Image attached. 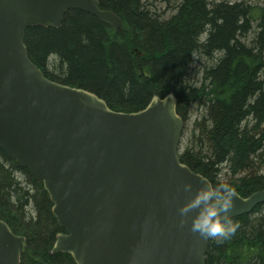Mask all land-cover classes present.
Wrapping results in <instances>:
<instances>
[{"label":"trees","instance_id":"trees-1","mask_svg":"<svg viewBox=\"0 0 264 264\" xmlns=\"http://www.w3.org/2000/svg\"><path fill=\"white\" fill-rule=\"evenodd\" d=\"M98 2L119 17L120 30L70 10L58 29H27L32 62L51 81L90 91L116 112L142 111L172 93L185 123L198 106L202 116L181 162L243 198L264 190V4ZM52 209L43 184L0 149V219L26 239L21 264H75L69 254H52L66 233ZM233 221L234 235L211 238L206 264H264V204Z\"/></svg>","mask_w":264,"mask_h":264},{"label":"water","instance_id":"water-1","mask_svg":"<svg viewBox=\"0 0 264 264\" xmlns=\"http://www.w3.org/2000/svg\"><path fill=\"white\" fill-rule=\"evenodd\" d=\"M70 10L122 28L98 0H0V149L50 196L66 232L52 254H69L75 264H206L211 238L191 231L195 213L181 224L179 208L210 181L180 160L176 97L116 112L90 91L51 81L32 62L27 29H58ZM262 204L264 190L247 198L235 192L229 215ZM27 249L0 219V264H21Z\"/></svg>","mask_w":264,"mask_h":264},{"label":"clouds","instance_id":"clouds-1","mask_svg":"<svg viewBox=\"0 0 264 264\" xmlns=\"http://www.w3.org/2000/svg\"><path fill=\"white\" fill-rule=\"evenodd\" d=\"M190 183L184 185L186 192H191ZM235 189L226 182L215 185L205 183L195 190L187 203L179 208L181 224L190 213L191 231L205 238L228 239L235 234L239 224L229 215L233 208Z\"/></svg>","mask_w":264,"mask_h":264},{"label":"rangeland","instance_id":"rangeland-1","mask_svg":"<svg viewBox=\"0 0 264 264\" xmlns=\"http://www.w3.org/2000/svg\"><path fill=\"white\" fill-rule=\"evenodd\" d=\"M182 0H171L174 4H179ZM218 2H228V3H235V2H246L247 4L254 6V7H262L264 4V0H217ZM162 10H165L164 7ZM168 15L172 13L171 11H167ZM255 29V28H254ZM252 38V34L249 36ZM251 41V39H250ZM199 76L198 78H200ZM202 116V110L198 106H194L189 114V120L184 123V131L182 137V145H181V152L185 150V148L189 145L190 139L195 132V124L198 120H200ZM264 172V171H263ZM225 173L222 176V181H226Z\"/></svg>","mask_w":264,"mask_h":264}]
</instances>
